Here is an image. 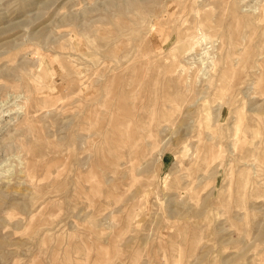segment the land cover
<instances>
[{
  "label": "rangeland",
  "instance_id": "obj_1",
  "mask_svg": "<svg viewBox=\"0 0 264 264\" xmlns=\"http://www.w3.org/2000/svg\"><path fill=\"white\" fill-rule=\"evenodd\" d=\"M0 264H264V0H0Z\"/></svg>",
  "mask_w": 264,
  "mask_h": 264
}]
</instances>
